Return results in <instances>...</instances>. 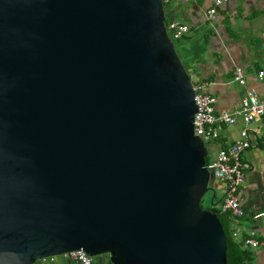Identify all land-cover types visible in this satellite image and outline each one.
Returning a JSON list of instances; mask_svg holds the SVG:
<instances>
[{"label":"water","instance_id":"1","mask_svg":"<svg viewBox=\"0 0 264 264\" xmlns=\"http://www.w3.org/2000/svg\"><path fill=\"white\" fill-rule=\"evenodd\" d=\"M161 0H0V264H239Z\"/></svg>","mask_w":264,"mask_h":264},{"label":"crops","instance_id":"2","mask_svg":"<svg viewBox=\"0 0 264 264\" xmlns=\"http://www.w3.org/2000/svg\"><path fill=\"white\" fill-rule=\"evenodd\" d=\"M213 0H168L165 20L187 27V33L177 41L181 62L190 82L202 87L214 99L215 113L230 112L239 105L246 89L264 101V0H227L217 8L213 19L205 13ZM240 68L244 87L233 83L232 71ZM245 129L250 148L242 152L241 159L249 164L238 194L243 216L236 218L224 213L225 224L233 242L240 251L239 264H264V247L249 248L242 244L250 231L257 240L264 239V115L249 125L237 119L232 126H221L218 138L206 143L205 165L211 163L219 149L226 148ZM220 185L211 180V195L216 208L220 201ZM223 218V217H222ZM96 264H108L107 256H100ZM50 264H77L64 259H53Z\"/></svg>","mask_w":264,"mask_h":264},{"label":"built area","instance_id":"3","mask_svg":"<svg viewBox=\"0 0 264 264\" xmlns=\"http://www.w3.org/2000/svg\"><path fill=\"white\" fill-rule=\"evenodd\" d=\"M166 4L168 0H161ZM227 0H213L211 7L206 11V20L209 22L221 5ZM264 9V2L262 4ZM169 39L179 40L187 33V27L175 21H169L165 26ZM259 72L257 77L263 76ZM232 82L240 87H244V75L240 68L232 71ZM193 91V103L195 112L192 119L193 135L198 137L202 143L213 142L218 138V131L221 126H232L237 119H240L245 126L254 119L264 115V101L259 100L256 93L246 89L239 105L230 112L215 113L214 99L203 92L202 87L191 84ZM251 146L245 129L239 132V136L226 148L219 149L214 155L210 164L205 165L212 176V179L220 185V201L217 211L228 213L233 217L243 216L240 206L238 191L243 184L245 173L249 170L248 163L241 159V154ZM242 244L249 248L264 247V239L257 240L254 232H248L242 239ZM64 259L77 264H93L92 258L81 250L69 251L61 255ZM54 257H47L38 260L39 264L52 262Z\"/></svg>","mask_w":264,"mask_h":264},{"label":"rangeland","instance_id":"4","mask_svg":"<svg viewBox=\"0 0 264 264\" xmlns=\"http://www.w3.org/2000/svg\"><path fill=\"white\" fill-rule=\"evenodd\" d=\"M167 9H166V5L164 4V6H163V15L165 16V11H166ZM165 18V17H164ZM164 21H166V20H164ZM171 43H172V45H173V47L175 48V49H179V47H178V44H177V41H171ZM203 145H204V149L207 151V153H208V145L206 144V143H203ZM211 195V192H210V190H207V192L203 195V197L201 198V201H200V206L203 208V209H208L209 207H210V204L208 203V198H209V196ZM101 256H103V255H101ZM104 256H106V255H104ZM62 256L60 255V256H55L54 257V259L55 260H58L59 258H61ZM100 256H98V257H96V258H92V262L94 263V264H96L97 262V259L99 258ZM34 264H39L37 261L34 263ZM43 264H50L49 262H46V263H43Z\"/></svg>","mask_w":264,"mask_h":264},{"label":"trees","instance_id":"5","mask_svg":"<svg viewBox=\"0 0 264 264\" xmlns=\"http://www.w3.org/2000/svg\"><path fill=\"white\" fill-rule=\"evenodd\" d=\"M164 6V5H163ZM168 22L167 21H164V26H166V24H167ZM171 41H178V40H172V39H170ZM174 50H175V53H176V55H177V57H178V59H179V61H180V63H181V65H182V67H183V69L185 70V72L187 73V71H186V69L184 68V66H183V64H182V62H181V50L180 49H175L174 48ZM192 84V83H191ZM206 163H205V161H204V165H205ZM209 172V171H208ZM217 203H218V201H217ZM217 203H215L214 202V199H213V201L211 202V204H210V207L208 208V209H217L216 208V204ZM201 207V206H200ZM202 208V207H201ZM203 209V208H202ZM221 217H223L222 219H223V222L224 223H226L225 222V220H224V213H221ZM229 239L231 240V241H233L232 240V238H231V236H230V234H229ZM235 246H236V244H235ZM237 248H239L238 246H236ZM240 252V251H239ZM241 254V253H240ZM94 264V263H93Z\"/></svg>","mask_w":264,"mask_h":264}]
</instances>
